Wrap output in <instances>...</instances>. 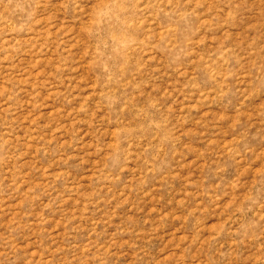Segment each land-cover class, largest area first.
Masks as SVG:
<instances>
[{
    "label": "rangeland",
    "instance_id": "374dc122",
    "mask_svg": "<svg viewBox=\"0 0 264 264\" xmlns=\"http://www.w3.org/2000/svg\"><path fill=\"white\" fill-rule=\"evenodd\" d=\"M0 264H264V0H0Z\"/></svg>",
    "mask_w": 264,
    "mask_h": 264
}]
</instances>
